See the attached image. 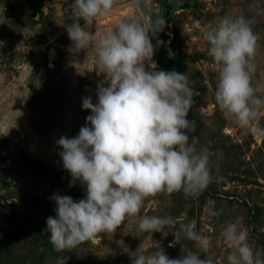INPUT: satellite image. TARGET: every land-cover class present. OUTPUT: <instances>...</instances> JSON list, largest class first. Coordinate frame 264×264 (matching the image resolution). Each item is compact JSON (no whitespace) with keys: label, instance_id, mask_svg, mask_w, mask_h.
Wrapping results in <instances>:
<instances>
[{"label":"rangeland","instance_id":"1","mask_svg":"<svg viewBox=\"0 0 264 264\" xmlns=\"http://www.w3.org/2000/svg\"><path fill=\"white\" fill-rule=\"evenodd\" d=\"M74 3L0 0V264H133L132 253L140 246L146 253L164 250L172 259L183 255L182 246L199 252L191 240L173 244L171 232L165 237L138 231L132 218L112 236L101 233L71 250L57 251L51 244L46 221L56 217L57 207L51 197L86 198V185L64 168L56 141L91 127L83 98L96 104L98 85L109 86L91 46L69 51ZM137 5L145 18L165 20L162 31L149 33L155 70L188 77L193 104L187 119L195 130L185 131L197 150L209 149L213 174L197 197L161 192L143 202L141 214L173 217L170 231L195 220L196 231L211 241L215 264H227L231 249L222 231L237 223L254 253L264 258V135L244 134L216 104L219 69L203 39L205 26L215 27L224 16L248 19L259 38L251 82L264 99V0H187L171 6L169 14L163 0H116L110 14L88 30L98 37L114 29L137 14ZM253 127L264 128V109ZM211 209L219 215L209 216Z\"/></svg>","mask_w":264,"mask_h":264},{"label":"clouds","instance_id":"2","mask_svg":"<svg viewBox=\"0 0 264 264\" xmlns=\"http://www.w3.org/2000/svg\"><path fill=\"white\" fill-rule=\"evenodd\" d=\"M115 3L75 0L72 6L74 22L67 25L72 41L69 51L78 53L91 46L109 86L98 85L96 104L91 97L83 98V109L92 113L86 117L91 127H81L77 137L56 141L63 149L64 168L73 181L86 185V198L51 197L57 207L56 217L46 221L50 242L57 251L71 250L101 233L112 236L132 218L140 232H160L165 237L171 232L173 244L187 239L200 250L182 246L183 255L172 259L164 250L146 253L140 246L132 253L133 264H215L211 241L196 231L195 220L170 231L175 226L173 217L141 214L143 202L161 192L182 191L186 198L197 197L212 182L213 174L209 149L197 150L185 131L195 130L187 119L193 104L188 77L155 70L149 33L162 31L165 20L145 18L137 5V14L119 21L114 29L98 37L88 30L97 18L109 15ZM203 39L219 69L216 104L244 134L264 135V128L253 127L264 99L256 95L251 82L259 38L250 21L242 15L224 16L215 27L205 26ZM208 214L219 215L215 209ZM222 236L231 249L227 264H264L249 244L248 233L237 223H228Z\"/></svg>","mask_w":264,"mask_h":264},{"label":"water","instance_id":"3","mask_svg":"<svg viewBox=\"0 0 264 264\" xmlns=\"http://www.w3.org/2000/svg\"><path fill=\"white\" fill-rule=\"evenodd\" d=\"M187 0H163L164 14H169L171 6L185 3ZM163 14V15H164Z\"/></svg>","mask_w":264,"mask_h":264}]
</instances>
